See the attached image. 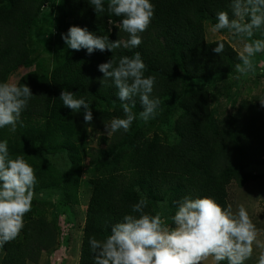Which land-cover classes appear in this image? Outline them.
<instances>
[{
  "label": "trees",
  "instance_id": "trees-1",
  "mask_svg": "<svg viewBox=\"0 0 264 264\" xmlns=\"http://www.w3.org/2000/svg\"><path fill=\"white\" fill-rule=\"evenodd\" d=\"M107 3L105 0V12L96 13L88 0H0V82H7L12 73L30 66L31 30L50 4H55L54 11L62 21L71 20V26L86 27L96 35L109 36L113 42H126L128 34L119 28L120 17L107 12ZM152 3L155 14L141 34L138 48H126L122 43L113 53L97 50L91 55L83 49H70L48 77L34 72L23 75L17 84L27 85L33 94L21 116L23 127L18 125L15 132L8 127L0 129V140H7L11 158L22 156L33 167L36 189L59 191L64 202H72L82 170L88 168L94 175L79 264H92L89 238L104 240L111 225L130 213L131 205L139 200H145V211L153 215L159 214L158 205L163 203L172 216L175 202L186 195L209 196L226 206L229 184L237 178L244 184L248 180L244 170L264 162V107L244 102L228 123L219 125L210 108L207 89L190 82L233 74L240 63L225 41L221 40L225 49L218 55L212 51L216 41L206 43L204 39L205 17H211L215 24V14L229 11L230 0ZM136 52L147 66L145 76L155 77L153 96L161 101L158 114L138 127L142 108L137 97L132 109L136 120L126 133L120 131L121 142L110 147L109 154L93 151L85 164L78 151H84L88 128L100 129L113 117L124 115L117 89L110 81L102 87L103 74L98 65L111 58L118 63L121 56L131 57ZM65 89L84 96L92 105L91 124L84 123L82 111L72 113L63 106L59 97ZM170 116L175 118V144L147 136L148 130L165 123ZM105 140L101 137L103 143ZM43 153L65 154L70 169L57 173ZM42 205L32 201L19 237L0 249L9 264L36 263L42 252L54 246L55 226L44 220L39 211Z\"/></svg>",
  "mask_w": 264,
  "mask_h": 264
},
{
  "label": "clouds",
  "instance_id": "clouds-1",
  "mask_svg": "<svg viewBox=\"0 0 264 264\" xmlns=\"http://www.w3.org/2000/svg\"><path fill=\"white\" fill-rule=\"evenodd\" d=\"M96 13L105 12V0H88ZM231 13V16L229 14ZM229 11H218L213 33L227 30L233 36L247 38L238 53L240 63L236 72L245 75L254 71L252 58L264 53V0H230ZM107 12L120 17L119 28L128 34L126 42L110 41L109 36L96 35L86 27L71 26L62 40L68 49L86 50L91 55L99 50L114 52L122 46L138 48L141 34L150 26L155 14L152 0H108ZM259 31L261 38L255 39ZM225 44L216 41L215 54L224 52ZM146 64L141 54L121 56L118 63L112 58L98 65L103 74L102 87L108 81L117 89L116 97L123 108V118L113 117L104 124L107 136L130 129L136 115L132 109L138 97L145 122L155 119L160 99L153 96L154 76H145ZM33 94L25 84L0 82V129L15 132L23 127L22 113ZM59 100L63 106L79 114L84 123L93 121L92 105L84 96L62 90ZM264 107V99L258 100ZM45 159L51 157L43 153ZM37 178L33 167L22 157L11 158L7 140H0V249L18 238L24 228V217L32 209L37 195ZM42 195V193H40ZM170 217L174 227L165 224L160 214L145 211L144 199L131 205L125 214L110 227L104 240L89 238L92 264H202L209 258L212 264H245L253 256V246L259 249L256 264H264V240L244 205L235 210L232 205H221L209 196L186 195L175 202Z\"/></svg>",
  "mask_w": 264,
  "mask_h": 264
},
{
  "label": "rangeland",
  "instance_id": "rangeland-1",
  "mask_svg": "<svg viewBox=\"0 0 264 264\" xmlns=\"http://www.w3.org/2000/svg\"><path fill=\"white\" fill-rule=\"evenodd\" d=\"M54 6L55 4H50L42 10L37 25L31 30L28 47L33 51V55L30 66L20 68L12 73L7 82L17 84L23 75L30 72L48 77L57 63L70 50L61 37L71 27V20L65 19L62 21L61 15L54 11ZM213 24L212 18L206 16L203 23L205 42L225 41L238 55L247 38L242 39L233 36L227 30L213 33L211 31ZM61 27L63 30H61ZM254 38H261L259 31L255 33ZM252 62L254 71L245 75L237 73L235 69L233 74L227 76L190 81L197 87L207 89L210 108L219 125L223 126L228 123L237 110L240 109L242 103L250 101L260 104L258 100L264 99V53L254 56ZM138 118V127L144 126L151 120L145 122L140 116ZM174 121L173 116L167 117L165 123L148 130L146 132L147 136L149 138H159L164 143L175 144L177 136L173 130ZM101 137L106 139V143L101 141ZM121 140L122 133L118 132L109 137L104 126L100 129L88 128L83 146L84 151L79 149L78 153H81V156L84 157V163L87 164L89 158L93 156V151H105L103 155L109 154L110 147L120 143ZM33 146H36V143ZM50 157L51 159L48 161L55 167L57 173L63 174L70 169V162L65 154ZM111 159L112 156L108 158L110 163ZM98 161L101 162L100 158H98ZM244 172L248 176V180L244 184H241L240 178L229 184L227 188V205H232L234 210L239 205H244L253 223L256 224L258 229L264 230V162L259 165H249ZM91 179H94V175L88 171V168L84 172L82 170L79 186L76 190L77 196L72 199V202L71 200L64 202L59 191L35 188L37 195L33 200L44 203L39 211H41L45 221L53 222L56 231V242L51 249L40 254L36 263L24 261L22 264H79L87 205L92 188ZM158 209L165 224L174 227L170 219L172 211L163 203L158 205ZM259 238L264 240V231L261 232ZM259 251L254 245L253 256L245 264H256ZM5 255V252L0 250V264H9ZM202 264H212L211 258L202 261ZM222 264H227V262H222Z\"/></svg>",
  "mask_w": 264,
  "mask_h": 264
}]
</instances>
